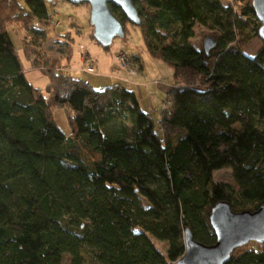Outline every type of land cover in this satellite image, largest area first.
<instances>
[{"label": "trees", "instance_id": "trees-1", "mask_svg": "<svg viewBox=\"0 0 264 264\" xmlns=\"http://www.w3.org/2000/svg\"><path fill=\"white\" fill-rule=\"evenodd\" d=\"M231 2L132 0L149 55L173 69L154 123L133 90L95 89L54 62L44 91L32 86L8 23L28 34V56L47 34L48 2L0 0V264H173L185 229L215 242L216 203L264 205V46L243 52L260 24L252 0ZM195 27L217 33L208 53L189 42ZM55 108L67 110L68 136ZM222 168L235 191L213 180ZM224 264H264V245L248 242Z\"/></svg>", "mask_w": 264, "mask_h": 264}, {"label": "rangeland", "instance_id": "rangeland-1", "mask_svg": "<svg viewBox=\"0 0 264 264\" xmlns=\"http://www.w3.org/2000/svg\"><path fill=\"white\" fill-rule=\"evenodd\" d=\"M221 2L223 4L232 3L231 0H221ZM46 7L51 17L47 24L49 27H46L47 34L43 40L27 46L28 56L24 55L20 41L21 36L26 35L27 37L28 34L21 32V29H18L20 24L15 21L12 20L8 23V26L14 31L10 33L11 38L27 81L35 88L44 91L48 84L46 72L53 62L65 74H69L95 89L119 83L120 75L125 74V78L129 76L138 78L142 75L145 86L139 79L134 83L138 87L139 104L143 111L149 113L154 123H157L161 113L168 109L167 105L163 104L168 92L164 93V88L167 85L173 86V69L162 60L149 55L139 27L123 23V38H114L110 46L105 49L91 37L92 28L89 24V6L87 4L73 5L64 0H54L48 2ZM17 15L15 13L11 18H16ZM193 33L189 42L196 49H203L206 38L215 39L217 37V33L200 27H195ZM261 46L262 41L258 36H253L242 47V50L247 56L252 57ZM135 58L141 62L140 69ZM88 63L94 68L93 73L85 71ZM52 117L64 135L68 136L70 128L67 122V110L55 108L52 111ZM213 180L236 190L228 168L215 171ZM158 247L162 249L159 244Z\"/></svg>", "mask_w": 264, "mask_h": 264}, {"label": "water", "instance_id": "water-1", "mask_svg": "<svg viewBox=\"0 0 264 264\" xmlns=\"http://www.w3.org/2000/svg\"><path fill=\"white\" fill-rule=\"evenodd\" d=\"M50 2L52 0H44ZM77 5L89 6L91 36L102 48L109 47L114 38H123L124 31L109 9L112 4L120 10L126 21L132 25L140 24V17L132 0H64ZM252 8L258 23V38L264 46V0H252ZM215 46V39L204 40L203 50L208 53ZM209 225L215 235L212 245H204L193 239L188 229L184 230V254L173 264H224L231 253L248 242L264 245V205L255 211L233 212L226 201L216 203L209 214Z\"/></svg>", "mask_w": 264, "mask_h": 264}, {"label": "crops", "instance_id": "crops-1", "mask_svg": "<svg viewBox=\"0 0 264 264\" xmlns=\"http://www.w3.org/2000/svg\"><path fill=\"white\" fill-rule=\"evenodd\" d=\"M128 78H125V74L120 75V77H118V81H119L118 84H121V85L125 86L126 88L133 90L136 93L138 100L140 102V96H138V87L134 83H135V81H137L139 79L142 82V84L145 86V83L143 81V77L141 75V77H138V78H131L130 76ZM171 88H172V86L167 85L164 88V93L169 91V89H171Z\"/></svg>", "mask_w": 264, "mask_h": 264}, {"label": "built area", "instance_id": "built-area-1", "mask_svg": "<svg viewBox=\"0 0 264 264\" xmlns=\"http://www.w3.org/2000/svg\"><path fill=\"white\" fill-rule=\"evenodd\" d=\"M85 71L88 72V73H93L94 72V68L92 67V65H90L88 63L87 66L85 67Z\"/></svg>", "mask_w": 264, "mask_h": 264}]
</instances>
